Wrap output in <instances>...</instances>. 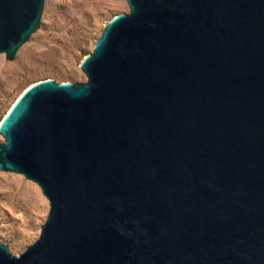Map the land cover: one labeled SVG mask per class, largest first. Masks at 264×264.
<instances>
[{
  "label": "water",
  "instance_id": "95a60500",
  "mask_svg": "<svg viewBox=\"0 0 264 264\" xmlns=\"http://www.w3.org/2000/svg\"><path fill=\"white\" fill-rule=\"evenodd\" d=\"M79 62L0 120V171L48 201L0 264H264V0H125ZM44 0H0V53Z\"/></svg>",
  "mask_w": 264,
  "mask_h": 264
},
{
  "label": "rangeland",
  "instance_id": "374dc122",
  "mask_svg": "<svg viewBox=\"0 0 264 264\" xmlns=\"http://www.w3.org/2000/svg\"><path fill=\"white\" fill-rule=\"evenodd\" d=\"M126 11L125 0H44L39 25L27 41L11 58L0 53V120L33 81H85L80 60L92 50L109 18ZM48 208L34 182L0 171V242L12 255L37 239Z\"/></svg>",
  "mask_w": 264,
  "mask_h": 264
},
{
  "label": "bare ground",
  "instance_id": "6f19581e",
  "mask_svg": "<svg viewBox=\"0 0 264 264\" xmlns=\"http://www.w3.org/2000/svg\"><path fill=\"white\" fill-rule=\"evenodd\" d=\"M24 88H25V87H24ZM24 88H23V89H24ZM23 89H22V90H23ZM18 95H19V94H18Z\"/></svg>",
  "mask_w": 264,
  "mask_h": 264
},
{
  "label": "trees",
  "instance_id": "16d2710c",
  "mask_svg": "<svg viewBox=\"0 0 264 264\" xmlns=\"http://www.w3.org/2000/svg\"><path fill=\"white\" fill-rule=\"evenodd\" d=\"M86 54H87V53H86ZM84 55H85V54H84ZM84 55H83V56H84ZM45 78H46V77H45Z\"/></svg>",
  "mask_w": 264,
  "mask_h": 264
}]
</instances>
